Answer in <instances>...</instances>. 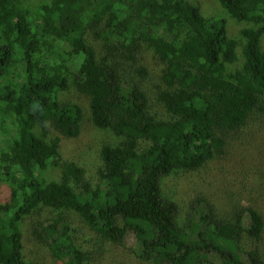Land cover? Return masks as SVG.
I'll use <instances>...</instances> for the list:
<instances>
[{
    "label": "trees",
    "instance_id": "obj_1",
    "mask_svg": "<svg viewBox=\"0 0 264 264\" xmlns=\"http://www.w3.org/2000/svg\"><path fill=\"white\" fill-rule=\"evenodd\" d=\"M219 1L251 23L244 42L197 0H0V264H44L25 259L22 228L44 207L56 213L43 229L59 263L87 257L60 213L73 209L101 240L151 264H264L258 209L223 216L198 188L181 221L163 186L199 175L264 113V0ZM145 47L165 65L154 103ZM71 86L90 97L94 124L122 139L102 147L94 182L64 151L84 121L80 104L60 98ZM52 167L57 180L46 179Z\"/></svg>",
    "mask_w": 264,
    "mask_h": 264
},
{
    "label": "rangeland",
    "instance_id": "obj_2",
    "mask_svg": "<svg viewBox=\"0 0 264 264\" xmlns=\"http://www.w3.org/2000/svg\"><path fill=\"white\" fill-rule=\"evenodd\" d=\"M197 1L201 5L200 10L204 16L224 17L227 19L228 33L243 40L240 33L251 23L231 18L219 0ZM90 41L95 43L98 53L102 54L101 41L92 37ZM243 42L240 43L239 53ZM262 48L264 50V37ZM140 59L150 71V78L143 84L154 103L156 92L163 85L162 74L165 65L148 47L142 49ZM242 61L241 56L239 64ZM60 98L62 101L75 102L83 107L84 121L81 133L78 138L64 147V151L67 156L74 158L80 166L85 168L88 179L94 182L97 180V171L103 164L102 147L120 145L122 139L111 129L99 128L94 124L88 95L71 86L70 89L61 92ZM154 108L164 112L158 105H154ZM259 116L258 120L254 119L253 124L243 131L231 134L227 139L225 153L206 165L199 175L190 173L188 177L178 175L164 180L165 193L173 195L182 207L179 217L181 221H184L191 199L194 195L196 196L198 188L205 191L200 192L202 195H207V192L214 199L217 209L223 216L230 215L234 206L239 208L247 205H252L264 216V113ZM59 174L60 168L52 167L46 172V179L57 180ZM7 197V183L0 179V202ZM60 213L68 219L70 233L76 240V246L87 254L82 264H151L139 258L129 245L101 240L75 210L63 209ZM51 216H56V213L44 207L24 219L22 228L26 260L40 261L44 264H63L59 263L52 253L49 236L43 229ZM262 244L264 248V236Z\"/></svg>",
    "mask_w": 264,
    "mask_h": 264
}]
</instances>
